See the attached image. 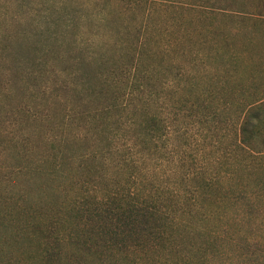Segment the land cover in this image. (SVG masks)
Segmentation results:
<instances>
[{"label":"trees","instance_id":"trees-1","mask_svg":"<svg viewBox=\"0 0 264 264\" xmlns=\"http://www.w3.org/2000/svg\"><path fill=\"white\" fill-rule=\"evenodd\" d=\"M62 18L68 22L80 16L72 12ZM67 28L65 35L70 34ZM117 42L122 48V38ZM130 48L128 57H107L72 40L62 55L54 54L58 60L63 57L72 77L67 85L71 109L62 113L56 91L44 85L32 98L37 101L33 111L21 106L14 112L19 114L17 124L26 125V130L34 126L36 138L26 134L18 138L0 124L1 156L15 166V177L0 179L5 189L0 192V264H204V254L215 242L213 229L222 219L219 209L230 197L220 172L199 166L194 156L186 168L187 155L179 152V163H173L163 178L152 162L175 160L178 147H172L168 129L180 115L186 116L187 124L194 118L206 121L209 130L207 121L221 122L223 108L213 101L210 106L208 97L188 103L175 96L172 119L163 111L152 113L150 86L160 69L148 67L142 45ZM33 59L35 67L27 65L16 73L34 80L55 71L48 55ZM10 60L16 68L22 64L16 53ZM228 82L220 79L219 88ZM2 87L0 113L10 97ZM226 100L225 111L232 104L241 113L235 143L222 157L243 168L253 162L258 174L262 164L250 160L248 165L245 155L229 148H241L251 156L264 153V101L256 95L242 106L236 105L235 97ZM56 116L58 122L53 120ZM94 135L99 139L90 143ZM17 173L27 176L21 181ZM14 250H21L22 256H13Z\"/></svg>","mask_w":264,"mask_h":264},{"label":"rangeland","instance_id":"rangeland-1","mask_svg":"<svg viewBox=\"0 0 264 264\" xmlns=\"http://www.w3.org/2000/svg\"><path fill=\"white\" fill-rule=\"evenodd\" d=\"M72 12L80 18L68 22L62 18L72 16ZM66 28L70 34H64ZM120 38L122 48L117 44ZM72 40L97 48L107 57H128L131 45H142L148 67L160 69L158 80L150 86L154 93L150 108L154 114L163 111L162 115L172 119L177 110L175 96L187 99L188 103L200 96L208 97L210 106L213 101L223 108L221 122L207 121L211 125L209 130L206 121L202 124L194 118L187 124L186 116L180 115L168 129L172 147H178L173 152L175 160L156 158L152 166L166 178L173 163H179L180 152L187 155L186 168L194 156L199 166L219 171L230 197L219 209L222 219L213 229L215 242L204 254V264H264V153L251 156L241 148H229L235 154L245 155L248 165L250 160L262 164L258 174L254 173L253 162L243 168L222 157L226 147L235 143L236 120L241 113L232 104L225 111L226 97L229 101L235 97V104L240 106L255 95L264 101V0H0V84L5 86L1 90H8L10 95L8 107L0 113V124L11 135L37 137L33 125L26 130V125L16 123L19 114L14 112L21 106L33 111L37 101L32 98L41 93L44 85L56 91L62 113L71 109L73 100L68 96L67 85L72 83V77L65 70L63 57L58 60L54 54L58 51L62 55ZM12 53L22 58L18 68L10 60ZM37 54L48 55L55 71L45 74L43 79L29 80L24 73L19 76L17 70L24 71ZM34 64L31 66L35 67ZM220 79L229 83L226 88H219ZM261 116L264 120V110ZM58 119L56 116L53 120ZM94 136L90 143L99 139ZM219 158L224 161L222 164ZM30 163L25 162V167L29 168ZM14 167L0 153V179L15 177ZM228 167L235 168V172H229ZM19 174L21 181L27 176L17 173L16 177ZM2 185L0 192L5 190ZM12 255L22 256L21 250H14Z\"/></svg>","mask_w":264,"mask_h":264}]
</instances>
